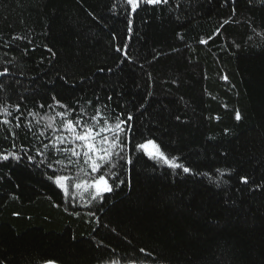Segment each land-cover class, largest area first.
Here are the masks:
<instances>
[{
	"label": "trees",
	"instance_id": "1",
	"mask_svg": "<svg viewBox=\"0 0 264 264\" xmlns=\"http://www.w3.org/2000/svg\"><path fill=\"white\" fill-rule=\"evenodd\" d=\"M5 68L0 264H264V0H0ZM96 109L132 116V162L103 199L65 197L54 174L86 166L56 114ZM149 138L190 172L137 151Z\"/></svg>",
	"mask_w": 264,
	"mask_h": 264
},
{
	"label": "snow or ice",
	"instance_id": "2",
	"mask_svg": "<svg viewBox=\"0 0 264 264\" xmlns=\"http://www.w3.org/2000/svg\"><path fill=\"white\" fill-rule=\"evenodd\" d=\"M125 2L131 6L132 12H136L141 0H125ZM143 2L155 5L167 3L168 0H143ZM200 42L207 43V40L202 39ZM125 48L126 45L118 48L117 51H124ZM124 55L127 56L126 51H124ZM7 71V68H5L3 72H0V76H5ZM100 71H103V69H100ZM225 79L227 78L225 77ZM53 99L55 100L56 98L53 97ZM108 99H111V97H108ZM57 104H59V101H57ZM59 106L61 108H67V105L64 104H59ZM41 107L44 106L41 105ZM104 107L107 108V105ZM5 111L7 110L5 109ZM56 115L61 118L62 122V129L57 130L67 133L66 136H57L56 140L61 144L69 143L73 145L72 147L64 149L69 164H77L79 166L82 161L86 167L80 168L83 176L77 175L74 179L66 175L54 174L55 184L63 190L65 197L71 195L70 187H74L77 190V194L82 195V192H87L93 200L103 199L105 193L113 191V184L109 180L110 178L116 177V173L113 171L116 167L114 158L124 159L129 164L132 162L129 157L121 155L125 151L128 139L127 134L132 130L130 126L126 128L125 125L132 120V116L129 115L127 120H122L119 115H104L100 109H96V115L89 117L88 120L83 119L81 114H77L75 119L68 118V114L65 112H60ZM235 118L237 120L241 118L239 112L236 113ZM49 119L52 120L53 118L49 117ZM3 123L8 124L9 121L4 120ZM16 126L20 127V124ZM47 126L51 128L53 125L49 123ZM136 150L143 152L150 159L163 163L172 169L180 168L185 173L190 172V168L184 166L182 163H178L177 157L169 158L165 152L161 151L160 146L150 138L138 143ZM73 157L76 160H73ZM17 158L19 159V157ZM3 159H8V156H4ZM28 159L31 160L32 158L28 157ZM58 163L63 162L58 161ZM49 179H52V177H49ZM241 180L243 183H247V178L242 177ZM140 251L144 252V249ZM47 264H54V262L48 261ZM109 264H118V262L110 261ZM129 264H137V262L135 259H130Z\"/></svg>",
	"mask_w": 264,
	"mask_h": 264
},
{
	"label": "rangeland",
	"instance_id": "3",
	"mask_svg": "<svg viewBox=\"0 0 264 264\" xmlns=\"http://www.w3.org/2000/svg\"><path fill=\"white\" fill-rule=\"evenodd\" d=\"M44 264H47V263H44Z\"/></svg>",
	"mask_w": 264,
	"mask_h": 264
}]
</instances>
